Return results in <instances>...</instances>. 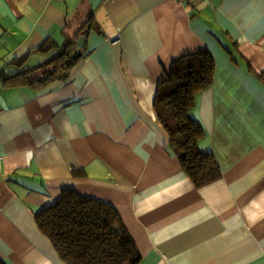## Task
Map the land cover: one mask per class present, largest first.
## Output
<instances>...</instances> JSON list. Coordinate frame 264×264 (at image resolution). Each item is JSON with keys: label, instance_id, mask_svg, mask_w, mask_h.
I'll list each match as a JSON object with an SVG mask.
<instances>
[{"label": "crops", "instance_id": "obj_1", "mask_svg": "<svg viewBox=\"0 0 264 264\" xmlns=\"http://www.w3.org/2000/svg\"><path fill=\"white\" fill-rule=\"evenodd\" d=\"M47 41L80 53L66 79L0 77V260L65 264L36 214L74 190L117 210L138 264H264V0H0V75L45 63ZM203 51L213 83L191 114L221 176L196 187L153 101Z\"/></svg>", "mask_w": 264, "mask_h": 264}, {"label": "trees", "instance_id": "obj_2", "mask_svg": "<svg viewBox=\"0 0 264 264\" xmlns=\"http://www.w3.org/2000/svg\"><path fill=\"white\" fill-rule=\"evenodd\" d=\"M74 43L45 42L38 51L49 59L26 68V58H13L8 65L22 69L1 73L5 87H43L63 81L76 64ZM7 76V77H6ZM214 61L208 52L185 54L174 60L167 77L157 86L153 108L169 137V146L183 171L196 187L220 178L213 155L199 149L204 131L192 116L197 96L213 83ZM40 232L51 242L65 264H138L140 255L117 210L97 199L64 190L51 206L36 214ZM0 264H4L0 260Z\"/></svg>", "mask_w": 264, "mask_h": 264}, {"label": "water", "instance_id": "obj_3", "mask_svg": "<svg viewBox=\"0 0 264 264\" xmlns=\"http://www.w3.org/2000/svg\"><path fill=\"white\" fill-rule=\"evenodd\" d=\"M84 40H85V37H81L80 39H79V41L77 42V45H78V47L79 48H82L83 47V42H84ZM77 55H80V53L79 52H75L74 54H73V57H77Z\"/></svg>", "mask_w": 264, "mask_h": 264}, {"label": "built area", "instance_id": "obj_4", "mask_svg": "<svg viewBox=\"0 0 264 264\" xmlns=\"http://www.w3.org/2000/svg\"><path fill=\"white\" fill-rule=\"evenodd\" d=\"M176 1H179V0H176Z\"/></svg>", "mask_w": 264, "mask_h": 264}]
</instances>
